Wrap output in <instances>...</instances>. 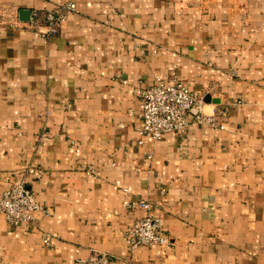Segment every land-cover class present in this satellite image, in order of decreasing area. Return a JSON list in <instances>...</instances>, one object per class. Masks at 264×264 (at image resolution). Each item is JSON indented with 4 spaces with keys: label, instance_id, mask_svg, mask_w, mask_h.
Returning a JSON list of instances; mask_svg holds the SVG:
<instances>
[{
    "label": "crops",
    "instance_id": "obj_1",
    "mask_svg": "<svg viewBox=\"0 0 264 264\" xmlns=\"http://www.w3.org/2000/svg\"><path fill=\"white\" fill-rule=\"evenodd\" d=\"M69 1L0 0V193L23 178L46 208L0 211V264H264V0H74L47 34L19 18ZM156 75L222 127L139 143L134 89ZM133 198L168 245H127Z\"/></svg>",
    "mask_w": 264,
    "mask_h": 264
},
{
    "label": "built area",
    "instance_id": "obj_2",
    "mask_svg": "<svg viewBox=\"0 0 264 264\" xmlns=\"http://www.w3.org/2000/svg\"><path fill=\"white\" fill-rule=\"evenodd\" d=\"M75 5V1L70 0L46 10L40 19L34 12L30 20L42 34L55 32L65 20L67 12L73 10ZM122 81L126 82L125 79ZM134 94L138 101L136 116L139 123L135 131L139 143L143 142L144 137L158 139L170 131L183 133L192 124L204 123L222 127V112H205L203 97L192 91L180 77L169 80L166 76L156 75L150 84L135 86ZM136 206L148 212L134 218L131 226L124 232L123 237L127 245L130 248L139 245H168L169 239L161 219L149 212L151 203L144 198H133L127 202L129 208ZM36 209L46 211V208L36 202L34 192L23 178L6 181L0 193V211L9 224L30 223ZM49 239L50 235L45 234L42 241L47 244ZM112 261L108 253L93 251L82 260V264H112Z\"/></svg>",
    "mask_w": 264,
    "mask_h": 264
},
{
    "label": "water",
    "instance_id": "obj_3",
    "mask_svg": "<svg viewBox=\"0 0 264 264\" xmlns=\"http://www.w3.org/2000/svg\"><path fill=\"white\" fill-rule=\"evenodd\" d=\"M19 18L22 20L30 19V10L28 9H20L19 10Z\"/></svg>",
    "mask_w": 264,
    "mask_h": 264
}]
</instances>
